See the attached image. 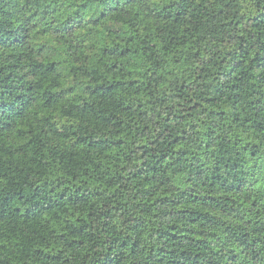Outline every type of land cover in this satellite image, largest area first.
<instances>
[{
  "label": "trees",
  "instance_id": "16d2710c",
  "mask_svg": "<svg viewBox=\"0 0 264 264\" xmlns=\"http://www.w3.org/2000/svg\"><path fill=\"white\" fill-rule=\"evenodd\" d=\"M0 264H264V0H0Z\"/></svg>",
  "mask_w": 264,
  "mask_h": 264
}]
</instances>
